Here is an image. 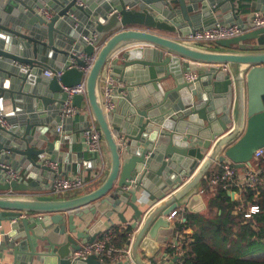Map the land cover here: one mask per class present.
Returning a JSON list of instances; mask_svg holds the SVG:
<instances>
[{
  "label": "water",
  "instance_id": "obj_1",
  "mask_svg": "<svg viewBox=\"0 0 264 264\" xmlns=\"http://www.w3.org/2000/svg\"><path fill=\"white\" fill-rule=\"evenodd\" d=\"M82 1L0 0V58L8 61L5 66L0 60V108L11 104L15 110L20 101L26 102L24 109L36 111L52 103L62 107L68 98L64 86L85 78L86 93L76 94L73 104L90 109L109 153V170L95 189L43 199L37 195L44 189L41 176L33 170L55 176L43 163L57 155L49 126L33 123L35 114L21 126L0 125V225L7 221L12 228L0 245V259L8 247V254L54 257L56 264H108L96 254L75 253L97 239V233L87 235L97 214L110 218L116 212L128 222L117 209L123 203L134 209L132 218L139 224L128 242L132 260L148 264L139 250L145 237L151 246L167 241L174 232L168 215L181 203L189 209L196 203L206 207L199 190L210 168L226 160L240 169L252 167L255 151L264 148V26L201 45L183 37L201 19L205 27L213 25L215 12L222 6L234 9V0ZM20 5L28 10L16 17ZM43 7L53 11L52 17L39 12ZM79 11L88 16V29L68 27L67 20ZM82 33H95L94 42L87 44ZM74 47L96 53L86 75L68 68L72 57L85 65L72 54ZM14 63L21 66L10 70ZM109 67L123 84L120 115L104 108L102 82ZM47 69L64 72L58 78L46 75ZM188 72L196 79L188 80ZM11 160L33 169L32 179L7 180ZM141 192L154 202L145 211L139 204L148 200L142 201ZM89 213L93 217L86 220ZM75 217L88 225L79 229ZM179 259L174 255L172 261Z\"/></svg>",
  "mask_w": 264,
  "mask_h": 264
},
{
  "label": "crops",
  "instance_id": "obj_2",
  "mask_svg": "<svg viewBox=\"0 0 264 264\" xmlns=\"http://www.w3.org/2000/svg\"><path fill=\"white\" fill-rule=\"evenodd\" d=\"M221 1V0H219ZM226 1V0H225ZM235 8H219L215 14L214 19L225 21V22H239L245 25V27H249L250 23V16L253 11H261L264 12V0H234ZM21 6V5H20ZM28 9L26 7H17L14 11V13H18L15 15L16 17L22 16L25 14V12ZM51 10V9H50ZM51 12H53L51 10ZM196 12H191L190 14H195ZM235 13V14H234ZM236 15V17L234 16ZM73 19L71 21L67 20V25L69 28L72 29H86L87 25L86 20L88 19V16H86V13L79 11L77 14L73 15ZM203 19L199 20L197 28H201L202 26H206L203 24ZM200 24V25H199ZM193 28H196L194 26ZM88 29V28H87ZM81 30L79 32H81ZM24 32H27L26 30H23ZM28 33V32H27ZM83 35V33H82ZM75 44V43H74ZM38 59V58H37ZM3 65H7L8 61L5 59H1ZM58 61L57 59H51V62L53 64ZM14 66L18 67L21 65L13 64V66H10V70H14ZM50 70V69H47ZM45 72V71H44ZM112 74V73H111ZM114 76V74H112ZM11 77L9 75L7 76V80L10 81ZM117 79V78H116ZM14 85V84H13ZM12 85V86H13ZM123 84L121 83L120 87ZM123 94L119 92V96L116 100V107L112 114L120 115L122 114L124 107L123 103L121 101V97ZM20 106L17 107V109L14 110L13 106L7 105L3 109L5 110L7 114V118L9 120V127H12L14 125L21 126L25 124L26 117L29 114H35L37 115L31 121L33 123H39V124H47L49 126V132L48 137L49 140L52 142H55L57 144L56 150V158L54 160H44L43 163L47 162H56L58 164L57 172L60 175L63 176H74V175H83L86 179V186L79 190V191H67L64 193L55 194L53 191L52 185V177L41 175L40 171L42 169H35L33 172L41 176V179H39L40 186L44 188L41 191H38V196L43 199H51V198H69L74 196H79L87 191L95 189L99 184L101 183V180L104 178V176L108 172V161H109V153L107 146L105 144V153L104 157L98 158V161L94 158L95 154L90 153L85 148L84 143V137H83V130L85 127L89 125V122H93L94 118L91 114V111L88 107L85 108H79L78 112L72 116L64 118L61 116V108L60 106H57L56 103L50 104L47 108H41L40 110L35 109H24L23 106L26 105V102L20 101L18 102ZM59 118V121L57 119ZM62 125L61 131L58 129ZM47 144H45L46 147ZM8 165L14 167L17 169L21 175L20 180H27L30 181L32 178L29 177V175L32 173V170H26L22 163L18 161L11 160ZM47 165V164H46ZM49 166V165H48ZM95 176V177H94ZM95 178V179H94ZM216 191V190H215ZM215 191H208L205 194H202L204 197V203L206 204V207L203 208L202 204L196 203L193 205L194 209H189L186 203H181L179 207L176 209L177 219H174L171 221V225L173 228V234L171 237L164 242H155L153 246H151L149 240L147 237L143 239L142 244L139 248L140 253L142 257L148 262V264H180V259L173 263L172 258L176 254V248H175V241L177 238L178 233H182L185 235V239L189 240L192 239V236L195 232V229L191 225V222L186 217L187 213H204L209 214L210 210L208 208L209 199L211 196L214 197ZM142 193V192H141ZM259 193H256V197ZM69 196V197H68ZM232 197H242V201L245 200L244 196L239 195L238 193L236 196ZM142 201H147V204L140 203V208L144 211L148 207L149 204H153V201H150L147 197V194L144 192L142 193ZM186 197L183 198L185 200ZM235 199V198H234ZM232 199V200H234ZM256 199V198H255ZM108 205L104 204L101 206V209H105ZM119 212L124 213V217L127 219L128 222L124 223L120 220L118 214L114 212L110 218H107L106 216H100L97 214L92 221L91 226H89V232L87 235H95L98 234V237H100L101 234L109 230L110 228H127L129 226H132L134 228V231L136 233L137 229L139 228V224L133 221V215H134V209L130 206H126L125 204H121L117 207ZM92 214H87L84 218L86 220L92 219ZM99 219V221H97ZM75 224L78 225L79 229H83L88 224L87 222L83 221L79 217H75L74 220ZM180 223L183 226H180ZM12 230L11 223L10 222H2L0 225V245L1 243H4L7 239L8 233H10ZM134 237V235H133ZM131 237V239L133 238ZM130 239V240H131ZM9 240V239H8ZM35 243L38 244V241L35 240ZM128 244V243H127ZM41 245V244H40ZM119 246H126V245H119ZM10 248L6 247L4 249V258L0 259V264H56L54 257H45L42 259V257H31L30 259L25 254V251H22L17 256H14L12 253L8 254ZM0 250H2L0 246ZM40 251H46V248L41 247L39 249ZM130 254L127 256H122L117 261H105L108 264H121L125 262H131L134 264L132 260V251L129 252Z\"/></svg>",
  "mask_w": 264,
  "mask_h": 264
},
{
  "label": "built area",
  "instance_id": "obj_3",
  "mask_svg": "<svg viewBox=\"0 0 264 264\" xmlns=\"http://www.w3.org/2000/svg\"><path fill=\"white\" fill-rule=\"evenodd\" d=\"M78 3L80 5L84 4L82 0H78ZM39 12L46 18H50L53 15V12H51V10L47 7L40 8ZM262 26H264V12L257 10L251 13L249 27H245L244 24L239 22H225L217 20L213 25L194 28L188 35L184 36L183 39L201 45H214L218 40L234 38L246 33L249 30ZM95 38V33L82 35L83 41L87 44H92ZM98 49V46H96V50ZM71 52L73 55H77L79 58L84 59L85 65H79L77 60L72 57L67 62L68 68L78 67L83 70L86 75L91 69V66L96 58V53L88 55L86 52L79 51L76 47H74ZM110 69L111 68L109 67L102 82L103 102L107 114H112L115 110L116 100L119 96L118 89L121 85V82L116 79L115 76H112ZM63 72V69L56 72L51 69L45 70L46 75H55L58 78L63 74ZM185 77L188 80H194L196 79L197 74L195 72H188L185 74ZM64 90L68 93V98L61 108V116L67 118L74 116L78 112L77 107L73 104V97L76 94L86 93V79L84 78L80 83L74 86H64ZM0 125L7 128L9 127V120L3 108H0ZM61 128L62 125L58 129L61 131ZM83 137L86 150L92 154H97L103 159L105 153V142L95 121L89 122V125L85 127L83 130ZM46 164L49 165V167H51V169L55 172V176L52 179L53 191L55 194L60 195L61 193L67 191H79L86 186L87 182L83 175L63 176L57 172L58 164L56 162H47ZM7 167L8 171L5 174L7 180L21 179V175L17 169L10 165H7ZM263 171L264 148H260L254 153L252 167L240 169L230 160H226L222 163H215L207 172L199 192L201 194H205L208 191H215L218 188L232 192L233 189L237 188L235 196L237 193L243 196L246 187L255 189L258 185L264 183V178L261 175ZM257 193H259V191H257ZM236 198L239 199V197ZM242 208L243 206H239L238 210H243ZM259 210L260 207L257 203L252 204L250 209L245 213V216L250 217ZM177 215L176 210H174L168 215V219L173 221L178 218ZM134 234L135 231L131 237H133ZM114 235L115 228L112 227L101 234L100 237L93 243L84 245L80 251L75 253V257L86 258L90 254H96L103 261H117L122 256L129 255L130 246L116 245L113 241ZM187 243L189 242L185 239V235L178 233L175 241V248L177 252L176 254L180 256V263L186 250L183 245Z\"/></svg>",
  "mask_w": 264,
  "mask_h": 264
},
{
  "label": "trees",
  "instance_id": "obj_4",
  "mask_svg": "<svg viewBox=\"0 0 264 264\" xmlns=\"http://www.w3.org/2000/svg\"><path fill=\"white\" fill-rule=\"evenodd\" d=\"M261 175L264 178V171ZM243 196L246 204L260 207L251 219H244V211L237 210L241 201L232 200L221 188L209 199V214H186L195 232L183 245L186 250L180 264H264V183L255 189L246 187ZM133 232L132 226L115 227L114 243L128 245Z\"/></svg>",
  "mask_w": 264,
  "mask_h": 264
},
{
  "label": "rangeland",
  "instance_id": "obj_5",
  "mask_svg": "<svg viewBox=\"0 0 264 264\" xmlns=\"http://www.w3.org/2000/svg\"><path fill=\"white\" fill-rule=\"evenodd\" d=\"M258 186H259V185H258ZM258 186H257V187H258ZM257 187H256V188H257ZM236 190H237V188L233 189L232 191L235 192ZM229 193H231V192H228V194H229ZM229 195H230V194H229ZM234 195H235V194H234ZM230 197L233 199V197H232L231 195H230ZM234 198H235L234 200H240V199H242V198H239V199H238V198H236V197H234ZM240 201H241V204H240L239 206H243V208H242L243 210H241V211H242V212L244 211V215H243L244 219H251L253 214H252L250 217H246V216H245V213L250 209V206H251L252 204H256V203H252V202H250V203H247V204H246V202H244V201H242V200H240ZM244 205H245V207H244ZM239 206H238V207H239ZM237 210H238V209H237ZM191 240H192V239H189L188 242H190Z\"/></svg>",
  "mask_w": 264,
  "mask_h": 264
}]
</instances>
